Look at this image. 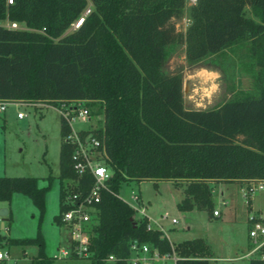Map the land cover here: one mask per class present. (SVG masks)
Segmentation results:
<instances>
[{
	"label": "trees",
	"instance_id": "trees-1",
	"mask_svg": "<svg viewBox=\"0 0 264 264\" xmlns=\"http://www.w3.org/2000/svg\"><path fill=\"white\" fill-rule=\"evenodd\" d=\"M90 3L93 8L82 23L68 31ZM184 4L185 0H0V21L26 26L0 25V99H85L97 118L113 176L97 205L90 264H108L111 256L113 264H131L134 239L163 253L174 248L180 256L176 264H210L214 251L205 239L175 244L162 230L149 229L148 218H136L133 207L119 195L123 182H186L179 209L196 207L213 214V182L249 185L264 180V0H197L186 32L174 21L183 18ZM177 43L186 44L192 63L240 53L254 79L253 89L236 92L217 107L187 108L183 74L164 70L170 48ZM61 121L64 137L70 128ZM72 149L63 140L60 212L54 217L59 226L66 191H86L93 181L91 175L78 180ZM47 188L34 176H0V201L23 193L42 217ZM18 244L38 247L31 264H54L56 258L46 253L40 230L28 238L0 231V249ZM248 264L264 260L252 257Z\"/></svg>",
	"mask_w": 264,
	"mask_h": 264
},
{
	"label": "rangeland",
	"instance_id": "rangeland-1",
	"mask_svg": "<svg viewBox=\"0 0 264 264\" xmlns=\"http://www.w3.org/2000/svg\"><path fill=\"white\" fill-rule=\"evenodd\" d=\"M192 5L185 0L183 18L174 20L179 31L186 32L191 25ZM91 8L92 3L68 31L77 28L76 22L85 18ZM248 13L253 16L250 7ZM19 26L26 28L21 23ZM242 61L240 53L229 52L226 56H211L192 63L186 57V44L177 43L170 48L164 70L183 74L187 108L209 109L217 107L236 92L253 89L254 79ZM25 102H13L5 112L0 113V176L39 178L40 186L48 187L46 210L41 217L39 208L30 197L15 193L11 201H0V206L6 205L5 208L10 209V220L1 232L12 238H28L35 237L40 230L45 238L46 253L54 257L69 242L67 229L54 220L60 212L61 115L58 104L40 103L36 106L32 103H39L37 101ZM89 108L92 110L91 106ZM19 112L25 113V116L19 118ZM186 187L187 183L183 181L129 180L123 182L119 195L129 204H136L134 193L140 195L147 205L150 224L157 228L162 226L173 243L197 237L205 239L214 251L210 264H248L251 257L238 256L249 251L247 221L252 211L249 201L254 212L264 215V191H255L250 196L246 186L239 182H213L214 210L220 212L219 216H214L206 209H179L178 203L184 197ZM140 216L139 212L135 214L136 218ZM173 218L178 222L173 223ZM1 219L2 216L0 222ZM0 251L9 254V258L0 260V264H31L38 254V247L18 244L4 246ZM54 264H90V259L56 258ZM108 264L113 263L110 261Z\"/></svg>",
	"mask_w": 264,
	"mask_h": 264
},
{
	"label": "built area",
	"instance_id": "built-area-1",
	"mask_svg": "<svg viewBox=\"0 0 264 264\" xmlns=\"http://www.w3.org/2000/svg\"><path fill=\"white\" fill-rule=\"evenodd\" d=\"M193 4L197 0H189ZM12 3L13 0H8ZM84 18H80L76 22L78 27ZM0 25L9 28H22L19 23L0 21ZM13 102H24V100L0 99V113L6 111L9 104ZM34 105H48L49 101H37ZM88 100L72 99V100H57L55 104L59 106V112L64 123L70 128V131L64 135L63 140L66 144L72 145V166L78 175V180L85 175H91L93 181L87 190L66 191L62 202L66 206V210L62 213L63 226L69 233V242L62 246L55 258H88L90 256L89 245L91 234L93 231V223L98 213L97 205L101 201L104 190L109 189V182L113 176V172L107 163V149L101 135L98 134L97 118L93 115L92 110L87 105ZM53 104V103H52ZM25 113L19 112L18 117L22 118ZM101 118V117H99ZM247 195H252L253 192L264 191V180L252 182L246 186ZM133 199L136 204H129L135 210V214L139 212V218H148L146 214L147 205L140 195L133 194ZM213 214L219 216L220 212L214 210ZM149 220V218H148ZM249 251L245 257H258L264 260V215L251 213L249 218ZM173 223H177L178 219L173 218ZM148 228H157L148 224ZM158 229L163 231L162 226ZM131 255L128 261L132 264H169L173 261L177 263L180 256L173 248L171 252H161L157 247L147 242H141L134 239L131 242ZM9 258L8 253L0 251V260ZM114 261V257L109 258Z\"/></svg>",
	"mask_w": 264,
	"mask_h": 264
},
{
	"label": "crops",
	"instance_id": "crops-1",
	"mask_svg": "<svg viewBox=\"0 0 264 264\" xmlns=\"http://www.w3.org/2000/svg\"><path fill=\"white\" fill-rule=\"evenodd\" d=\"M231 97H232V96H230L229 98H231ZM229 98H228V99H229ZM228 99H226V100H228ZM226 100H224V101H226ZM224 101H223V102H224ZM223 102H222V103H223ZM222 103H221V104H222ZM219 105H220V104H219ZM219 105H218V106H219ZM171 182H173V181H171ZM241 184H242L243 186H247V184H245V183H241ZM251 200L253 201V199H251ZM5 207H6V205H2V206H0V209L5 208ZM251 208H252V209H251V210H252L251 213L259 214L258 212H254V211H253L254 209H253V206H252V205H251ZM9 215H10V209L8 208V214H7V218H8V219H6V221H4V222H3V219H1V222H0V231H1V228H5V226H6V222L10 220ZM214 216H215V215H214ZM248 218H249V217H248ZM247 222H248V225H249V221H247ZM163 232L165 233L164 230H163ZM165 235L167 236L166 233H165ZM167 237H168V236H167ZM170 241L173 242L171 239H170ZM248 246H249V238H248ZM249 248H250V247H249ZM246 254H247V252L244 253V254H242V256H238V258H241V257L243 258V257H245ZM55 255H56V254H55Z\"/></svg>",
	"mask_w": 264,
	"mask_h": 264
},
{
	"label": "water",
	"instance_id": "water-1",
	"mask_svg": "<svg viewBox=\"0 0 264 264\" xmlns=\"http://www.w3.org/2000/svg\"><path fill=\"white\" fill-rule=\"evenodd\" d=\"M7 214H8V208H2L0 209V216H2L3 222L6 221L7 218ZM133 222L135 224V221L133 219Z\"/></svg>",
	"mask_w": 264,
	"mask_h": 264
}]
</instances>
